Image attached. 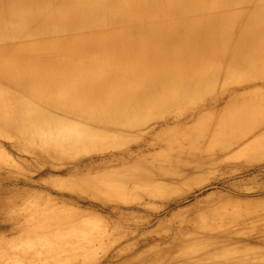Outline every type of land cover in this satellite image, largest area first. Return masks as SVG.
Returning <instances> with one entry per match:
<instances>
[{
	"label": "rangeland",
	"instance_id": "374dc122",
	"mask_svg": "<svg viewBox=\"0 0 264 264\" xmlns=\"http://www.w3.org/2000/svg\"><path fill=\"white\" fill-rule=\"evenodd\" d=\"M60 1L66 7L81 2ZM186 3L145 4L169 10ZM14 4L6 2L0 15ZM46 4L55 7L57 1L41 5ZM188 5L200 22L213 18L214 25L199 24L196 36L191 31L171 48L164 42L145 46L137 57L163 53L145 64L78 61L81 49H105L91 40L60 51L61 43H29L0 52V264H264V108L233 121L243 100H260L264 91L223 109L232 89L215 93L220 99L210 119L223 120L207 131L197 114L179 125L154 124L146 132L93 123L64 108L122 114L138 108L140 99L169 90L163 71L252 78L264 66V0H190ZM105 30L109 50L127 48V42L111 38L121 37L123 27ZM9 31L0 28V36ZM253 38L258 41L241 50L244 56L235 53ZM206 49L210 55L189 70L192 58ZM29 53L35 58L13 60ZM173 53L178 56L171 58ZM234 53V59L224 56ZM161 107L144 106L139 113ZM14 108H20L18 118ZM86 130L92 139L64 137Z\"/></svg>",
	"mask_w": 264,
	"mask_h": 264
},
{
	"label": "bare ground",
	"instance_id": "6f19581e",
	"mask_svg": "<svg viewBox=\"0 0 264 264\" xmlns=\"http://www.w3.org/2000/svg\"><path fill=\"white\" fill-rule=\"evenodd\" d=\"M12 0H0V9L7 2ZM47 0H15L14 10H8V14L0 15V28L4 30L11 29L9 35L0 36V52L7 53L9 47H20L21 45L27 46L29 43L37 45H47V43H61L59 51L69 44H86L88 40H91L93 44L98 43L100 46L105 47L104 50L99 49H81L76 53L78 61H86L93 59L94 62L99 60L119 61L121 63L128 62L129 60H136L139 64H145L152 59L162 57L163 53L160 52H148L145 55L137 57L138 51L145 46H153L157 43L164 42V48H171L180 40L187 39L191 31L192 35L196 36L197 33L203 28H211L214 20L208 19L207 22H200L195 12L191 10L188 5L190 0H186V5L178 8L172 7L169 10H163L161 4L147 5L145 3L149 0H126L127 6H123V0H106L102 3L101 0H81L77 7H66L63 1L56 0L57 5H41L42 2ZM74 2V0H67ZM41 3V4H40ZM40 4V6H39ZM204 10H202L203 12ZM180 13L179 15H176ZM33 14V15H32ZM194 14V15H190ZM106 16L109 19H103ZM200 22V23H198ZM205 22V24H204ZM203 23V24H201ZM7 24H12V27H8ZM203 25L202 27L199 25ZM123 27L124 34L121 37L112 36L111 38L116 41L127 42V48L118 50L117 46H111L112 49L116 48V51L108 49V43L105 42L106 28ZM159 31L157 34L149 32V30ZM264 32L261 30L260 33ZM96 36H89L91 34ZM226 41L220 39V42ZM257 39L249 40L247 48L235 47V53H242L253 48ZM86 42V43H85ZM243 40L238 38L236 40L237 45H240ZM142 45V46H141ZM250 47V48H249ZM241 48V49H240ZM112 53V56L106 57L104 54ZM28 53V52H27ZM32 53V52H31ZM27 54V56H19L13 59L20 62L25 58H35L33 54ZM210 49H206L200 52L196 56H192V61L189 63V70L195 69L196 62L202 61L206 56L210 55ZM224 54L227 57L234 59L236 55ZM50 57L56 56L55 53L49 54ZM66 54V53H65ZM72 53L66 55L70 56ZM178 54H171V58H176ZM239 58V57H238ZM195 62V63H193ZM193 63V64H191ZM34 70H31L26 74V80L34 74ZM164 79L169 80L170 88L168 91L157 93L150 97L142 98L138 101V108H134L132 111H124L122 114L114 109L107 112L99 113V111L83 112L77 109H72L71 106H64L66 110H71L76 114H79L83 118L90 120L91 122H101L116 127H124L130 130L137 129L148 132L149 128H152L154 124L163 123L171 124H183L189 121L194 115H198L199 121L202 122V129L205 131L213 130L214 126L217 127L223 120L222 116L216 117L215 120L210 119V113L213 112L214 106L220 99V96H216L215 93L220 91H226L225 89H232L229 93L226 104L220 109L226 108L231 104L238 103L242 97L249 93H254L256 90L264 91V66L253 75L252 78H239V77H212L205 76L193 78L189 75L188 71L174 72L172 70L163 71ZM24 81L23 85L27 84ZM176 87V91H172L171 85ZM25 91L26 86L20 87ZM250 89L244 91L237 96L239 90ZM53 92H57V87L53 88ZM224 93V92H222ZM219 93V94H222ZM80 93L75 94L79 96ZM90 96H86L85 99H89ZM139 99V98H138ZM136 99V101L138 100ZM245 99V98H244ZM47 101V100H45ZM52 105H56L53 101ZM57 105H63V101L58 102ZM162 106L157 112H146L142 116L139 112L144 106ZM13 106H16L15 104ZM264 108V98L260 100H249L239 110H237L234 122L246 120L251 118L257 111ZM20 108H14L13 116L18 118ZM264 125V122L262 123ZM66 141L80 142L88 139H92L93 132L91 130L70 132L65 136ZM6 179L3 180L5 182Z\"/></svg>",
	"mask_w": 264,
	"mask_h": 264
}]
</instances>
